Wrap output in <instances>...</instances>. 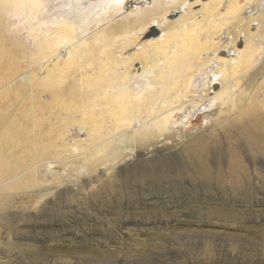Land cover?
<instances>
[{
    "label": "bare ground",
    "instance_id": "bare-ground-1",
    "mask_svg": "<svg viewBox=\"0 0 264 264\" xmlns=\"http://www.w3.org/2000/svg\"><path fill=\"white\" fill-rule=\"evenodd\" d=\"M82 1L0 0V16L12 11L25 19L30 40L23 56L35 77L0 78V207L9 198L43 191L44 171L59 182L57 160L77 172L88 161L105 165L135 153L136 146L156 149L172 129L190 121L191 111L210 115L218 105L222 133L264 159V77L258 71L245 79L233 75L248 69L264 45V0H129L123 13L116 10L125 0ZM172 11L179 13L167 19ZM152 22L157 34L139 41ZM69 29L75 34L69 36ZM240 38L243 48L236 45ZM110 47L107 64L103 52ZM223 49L225 56L219 55ZM18 94L32 101L31 109L19 110ZM87 111L91 115L81 117ZM41 119L46 124L30 131ZM71 121L77 123L64 129L61 144L54 134L44 135L54 122ZM211 138L190 134L184 144L187 155L198 157L186 167L207 183L213 179L206 159ZM231 156L232 186L247 198L244 166L236 151ZM169 160L164 153L156 171L154 159L147 169L152 175L164 171Z\"/></svg>",
    "mask_w": 264,
    "mask_h": 264
},
{
    "label": "rangeland",
    "instance_id": "rangeland-1",
    "mask_svg": "<svg viewBox=\"0 0 264 264\" xmlns=\"http://www.w3.org/2000/svg\"><path fill=\"white\" fill-rule=\"evenodd\" d=\"M125 3L116 13L127 11L129 0ZM178 13L168 12L166 18ZM23 18L12 11L0 16V78H35L23 56L30 40ZM148 26L139 41L148 39L151 27H157L155 22ZM67 34L72 36L75 30ZM236 45L243 48V39ZM112 49L102 53L107 64ZM221 51L219 55L225 56L226 49ZM254 62L246 70L240 67L234 77L245 79L258 71L263 79L264 45ZM71 66L66 68L68 73ZM16 97L22 100L20 111L33 106L26 95ZM260 99L259 109L264 111V98ZM218 111L219 105L210 115L193 110L190 121L172 129L156 149L136 146L135 153L105 165L88 161L81 164L83 170L71 172L63 162H53L54 174H62L59 182L44 171L43 191L29 198L12 197L1 205L0 264H264V159L222 133ZM71 123L54 122L44 135L54 134V141L61 144L64 129L77 121ZM43 124V119L34 120L30 131H39ZM196 133L212 136L213 142L206 143L207 169L213 173L210 183L186 167L195 166L198 159L184 151L187 137ZM63 146L70 150L67 143ZM231 151L244 166L240 179L247 198L232 186ZM143 152L148 156L140 159ZM164 153L170 155L167 168L150 174V161L155 160L156 171Z\"/></svg>",
    "mask_w": 264,
    "mask_h": 264
},
{
    "label": "water",
    "instance_id": "water-1",
    "mask_svg": "<svg viewBox=\"0 0 264 264\" xmlns=\"http://www.w3.org/2000/svg\"><path fill=\"white\" fill-rule=\"evenodd\" d=\"M153 35V34H157V29L156 28H154V27H151V29H150V32H149V35Z\"/></svg>",
    "mask_w": 264,
    "mask_h": 264
}]
</instances>
